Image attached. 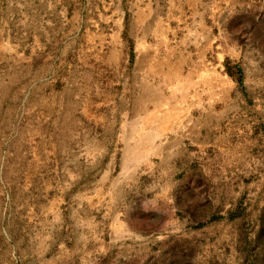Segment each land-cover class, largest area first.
Instances as JSON below:
<instances>
[{
    "label": "crops",
    "instance_id": "0c3cea01",
    "mask_svg": "<svg viewBox=\"0 0 264 264\" xmlns=\"http://www.w3.org/2000/svg\"><path fill=\"white\" fill-rule=\"evenodd\" d=\"M6 2L0 37L30 54L21 69L31 70L37 115L57 108L62 132L84 128V141L62 143L84 151L76 180L86 187L74 199L83 216L55 225L79 231L78 249L108 253L136 237L134 225H193L210 181L234 198L264 181V94L250 104L234 73L261 71V48L246 42L247 15L263 0ZM72 69L79 76L63 77L62 94L49 93L52 70Z\"/></svg>",
    "mask_w": 264,
    "mask_h": 264
},
{
    "label": "rangeland",
    "instance_id": "374dc122",
    "mask_svg": "<svg viewBox=\"0 0 264 264\" xmlns=\"http://www.w3.org/2000/svg\"><path fill=\"white\" fill-rule=\"evenodd\" d=\"M254 13L261 15L257 22ZM247 22L246 44L261 48V71L248 66L245 73H234L253 104L256 94H264V0ZM15 43L13 36L0 37V92L11 90L6 98L0 93V264H264V181H248L240 198L221 196L227 183H205L193 225H134L136 237L108 253L97 244L73 245L79 231L55 225L80 224L72 212H84L74 204L86 187L76 180L85 171L79 164L84 151L64 150L62 143L84 141V128L62 132L57 108L54 118L37 115L31 70L21 69L29 66L30 54H16ZM79 73L52 70L45 78L53 85L48 92L61 95L63 77L75 79ZM255 77L262 78L261 85Z\"/></svg>",
    "mask_w": 264,
    "mask_h": 264
}]
</instances>
